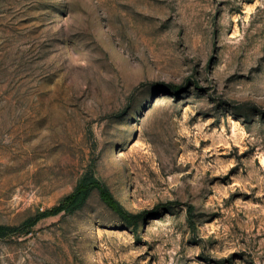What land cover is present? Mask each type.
Instances as JSON below:
<instances>
[{
	"label": "rangeland",
	"instance_id": "1",
	"mask_svg": "<svg viewBox=\"0 0 264 264\" xmlns=\"http://www.w3.org/2000/svg\"><path fill=\"white\" fill-rule=\"evenodd\" d=\"M87 172L153 213L28 225ZM0 224V264H264V0H0Z\"/></svg>",
	"mask_w": 264,
	"mask_h": 264
},
{
	"label": "trees",
	"instance_id": "2",
	"mask_svg": "<svg viewBox=\"0 0 264 264\" xmlns=\"http://www.w3.org/2000/svg\"><path fill=\"white\" fill-rule=\"evenodd\" d=\"M94 188L100 190L103 200L111 206L127 223L138 225L139 222L148 214H152V210H145L142 212L134 213L129 211L123 204L114 196L110 188L100 179H98L93 172H87L82 176L76 188L72 193L67 195L61 203L45 209L37 215V217L29 221L28 225H34L42 217L58 214L62 211L73 212L81 208L90 196ZM165 206H168L165 205ZM14 230L10 225L0 224V236L6 235Z\"/></svg>",
	"mask_w": 264,
	"mask_h": 264
}]
</instances>
